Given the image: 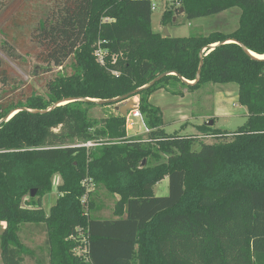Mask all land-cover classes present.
<instances>
[{"label": "trees", "instance_id": "1", "mask_svg": "<svg viewBox=\"0 0 264 264\" xmlns=\"http://www.w3.org/2000/svg\"><path fill=\"white\" fill-rule=\"evenodd\" d=\"M164 1L177 6L164 10L163 25L180 8L191 20L235 7L238 24L172 37L152 29V0H0L1 51L16 60L19 49L64 68L44 95L30 85L17 93L13 69L0 57V120L25 108L0 123V264H22L29 253L18 235L24 223L44 226L47 264H264V58L246 51L264 55V0ZM201 61L196 82L177 76L193 82ZM164 72L176 75L144 87ZM206 83L237 84L247 115L231 132L203 127L231 139L194 149V135L163 129L150 97ZM130 92L145 136L127 137L125 116L90 114L111 104L92 99ZM65 99L74 100L60 104ZM55 175L60 196L46 214L40 198ZM165 177L168 193L155 195ZM86 183L118 196L112 217L85 213ZM79 235L85 257L74 254Z\"/></svg>", "mask_w": 264, "mask_h": 264}, {"label": "rangeland", "instance_id": "2", "mask_svg": "<svg viewBox=\"0 0 264 264\" xmlns=\"http://www.w3.org/2000/svg\"><path fill=\"white\" fill-rule=\"evenodd\" d=\"M35 1V0H33ZM155 9L151 15V26L154 31L164 35L166 29L169 36L183 37L189 35L208 34L212 31H232L237 27L240 9L235 7L225 10L221 13L187 19L182 12H174V20L167 25L161 23V16L165 9H174L177 1H154ZM172 17V18H173ZM1 26V23H0ZM3 35L0 33V42L3 41ZM15 52L18 56L16 60L8 57L0 49V57L8 62L13 69V80L17 87L14 92L24 93L28 85L35 88L38 93L44 95V84L52 76L63 72L62 66L54 64L40 63L32 55L20 51ZM99 59L101 53L96 51ZM67 62H65L64 66ZM0 84V94L2 92ZM181 91V95H173L165 89L158 90L152 94L151 102L154 105H160L163 122V129L167 133H178L194 135L196 141L193 144L194 149L199 148L200 142L215 143L219 140L228 141L231 134L223 138L212 137L203 127L216 128L231 132L242 125L246 119V108L237 101L238 86L235 83H206L194 91L176 86ZM133 105L127 110L126 115V134L127 137L145 136L147 129L143 122V115L138 110V96H133ZM125 100L111 102L104 107H94L90 109V114L97 118L105 117L108 114L122 115L120 109L125 106ZM136 112V115H135ZM212 121L211 125L208 123ZM75 144H81L75 141ZM95 143L93 142L92 145ZM91 145V146H92ZM162 160L165 156L162 155ZM61 179L58 175L52 178V187L48 193L40 198V206L47 214L50 207L54 204L60 192L58 184ZM89 195L84 197L85 213L96 218H108L113 216L114 204L118 199L117 195H112L101 185L86 183ZM155 195H166L168 193V178L165 177L153 187ZM29 196L23 197L24 205L27 204ZM89 201L94 208L89 209ZM5 227L4 222H0V233ZM19 238L28 248L29 253L24 255L22 264H47L48 247L46 243L47 235L43 225L34 223H24L20 225ZM79 245L74 249V254L85 257V241L82 235H79Z\"/></svg>", "mask_w": 264, "mask_h": 264}, {"label": "water", "instance_id": "3", "mask_svg": "<svg viewBox=\"0 0 264 264\" xmlns=\"http://www.w3.org/2000/svg\"><path fill=\"white\" fill-rule=\"evenodd\" d=\"M179 11H180V12H183V8H180ZM172 19L174 20L175 18L173 17ZM164 35H165V36H168V35H169L166 29L164 30ZM215 45H216V44H211V45H209L208 47H209L210 49H213V48L215 47ZM206 48H207V47H205V49H206ZM202 51H203V50H202ZM246 51H247L250 55H252L253 57L258 58L253 52H250V51H248V50H246ZM201 65H202V61H201L200 64H199V69H198L197 74H196V79H195L193 82H189V81L185 80L184 78H182V77H181L180 75H178V74H177V76H178L182 81H184V82H186V83H190V84H192V83L196 82V81L198 80V78H199ZM167 74H175V75H176L175 72H164V73L160 74L158 77H156L155 79H153L151 82H149V83H148L147 85H145L144 87L153 84L155 81L159 80L160 78H162L163 76H165V75H167ZM135 92H136V91H135ZM133 94H134V92H130V93H127V94H125V95H123V96L116 97V98H112V99H103V100H101V99H92V101H95V102H97V103H110V102H115V101H118V100H125V101H126L125 106H123V107L120 109V111L122 112V114H123V116H124V115H126L127 110L130 109V107L133 105V101H132V99H131V98L134 96ZM72 100H74V99H65V100L61 101L60 104H63V103H66V102H69V101H72ZM87 100H89V99H87ZM55 105H56V104H55ZM55 105L51 106V108L54 107ZM21 109H25V108H18L17 110H16V109L11 110V111H10V112H9L4 118H2V119L0 120V123H1L2 121L6 120V119H9L14 113H16L18 110H21ZM34 111H35V110H34ZM211 124H212V121L210 120V122L208 123V125H211ZM34 194H35V190H32V191L30 192V195H31V196H34Z\"/></svg>", "mask_w": 264, "mask_h": 264}, {"label": "built area", "instance_id": "4", "mask_svg": "<svg viewBox=\"0 0 264 264\" xmlns=\"http://www.w3.org/2000/svg\"><path fill=\"white\" fill-rule=\"evenodd\" d=\"M154 1H156V0H152V4H151V9H152V11L155 9V3H154ZM135 115H136V112H135ZM93 144V142H86L85 144H83V145H85V146H91Z\"/></svg>", "mask_w": 264, "mask_h": 264}, {"label": "bare ground", "instance_id": "5", "mask_svg": "<svg viewBox=\"0 0 264 264\" xmlns=\"http://www.w3.org/2000/svg\"><path fill=\"white\" fill-rule=\"evenodd\" d=\"M258 58H264V55H257L255 54Z\"/></svg>", "mask_w": 264, "mask_h": 264}, {"label": "crops", "instance_id": "6", "mask_svg": "<svg viewBox=\"0 0 264 264\" xmlns=\"http://www.w3.org/2000/svg\"><path fill=\"white\" fill-rule=\"evenodd\" d=\"M157 1V0H156ZM156 93V92H155ZM151 98H152V95H151V97H150V100H151ZM158 106H160V105H158ZM161 107V106H160ZM161 109H163V107L161 108Z\"/></svg>", "mask_w": 264, "mask_h": 264}]
</instances>
